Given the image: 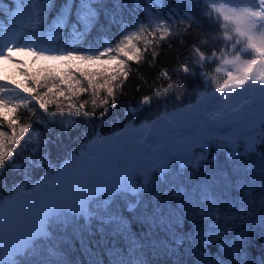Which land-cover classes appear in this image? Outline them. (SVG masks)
Wrapping results in <instances>:
<instances>
[{"label": "snow or ice", "instance_id": "6c2138e0", "mask_svg": "<svg viewBox=\"0 0 264 264\" xmlns=\"http://www.w3.org/2000/svg\"><path fill=\"white\" fill-rule=\"evenodd\" d=\"M133 2L139 9L141 0ZM110 3L60 0L57 9L56 0H15L9 20L0 22V176L6 167H21L15 158L29 145L47 144L30 122L37 116L36 106L47 117L37 120L46 131L57 116L68 131L79 121L66 116L103 120L118 94H125L131 64L154 66L160 41L172 35L171 16L166 19L159 11L164 0H144L142 16L130 23L122 15L126 0ZM189 3L202 6L217 34L206 32L192 48L191 64L181 61L178 71L202 78L205 91L194 104L171 112L165 108L139 127L127 124L109 136L93 131L62 166L50 164L39 183L14 184L6 199L0 197V264H69L60 243H53V228L66 231L77 217L86 221L85 227L93 219L109 226L128 250L147 248L156 257L137 256L129 264H264V250L259 260L252 256L255 240L264 244V0H177L169 11ZM113 26H119L118 35L77 46L85 45L93 30ZM183 31L188 34V28ZM21 54L31 57V63L15 58ZM3 62L13 65L14 72ZM209 66L212 71H205ZM136 75L142 78L138 71ZM143 83L152 94L141 105L170 94L180 100L183 94V79L174 80L167 71L151 85L146 79ZM85 95L90 99L81 100ZM212 145L255 162L231 191L214 170L200 172H208ZM233 162L239 169L240 161ZM178 181V188L169 187L166 202L163 192L157 195L152 187ZM105 197V209L94 217V206ZM118 197L126 200L131 216L111 210ZM136 225L139 231L133 230ZM79 240L91 254L82 235Z\"/></svg>", "mask_w": 264, "mask_h": 264}, {"label": "trees", "instance_id": "16d2710c", "mask_svg": "<svg viewBox=\"0 0 264 264\" xmlns=\"http://www.w3.org/2000/svg\"><path fill=\"white\" fill-rule=\"evenodd\" d=\"M127 6L123 8V19L126 23L133 22L142 16L144 8V0H141L140 8L134 7L133 0H126ZM60 0H56V8L58 9ZM177 0H164V6L161 11L164 18L171 16L170 24L172 28V35L167 39L160 41L161 47L158 49L159 55L156 58L153 67H149L147 62L141 63L139 66L131 64L132 73H130L129 79L124 86V95L118 94L117 103L115 106L109 105L107 115L100 120L97 117H90L89 120L81 116L65 117L70 119H78L79 123L70 131L62 128L59 121L61 117H55V123H51L45 130L44 127L37 123V120L47 119L45 114L37 107V116L30 122L33 124L35 131L40 132L47 139L46 145H29L28 151H25L21 156L15 158L16 163L21 165L17 169L12 167H6L2 176H0V197L7 198L9 192L13 190L14 184H31L35 185L47 174L49 165L56 168L57 165L62 166L68 161L74 152H77L85 143H87L89 133L95 131L99 132L103 136L112 135L117 131H121L125 125L132 124L139 127L145 122H151L155 120L157 115L162 113L165 108L171 112L177 107H185L189 104H194L199 98V93L205 91V84L199 76L193 78L179 72L181 61H185L191 64L194 59L192 48L200 43V38L204 37L206 32H212L217 34V29L214 24L209 22L201 12V7H193L191 3L187 6L181 4L178 11L170 12L169 9L175 8ZM109 0L108 7H111ZM12 7L15 10V0H0V9L3 13L0 14V22H7L9 20V8ZM188 12L189 15L194 16L199 24L188 19L185 15ZM52 15H55V10ZM49 20L51 17L48 18ZM101 22L107 25V21L101 17ZM191 23V27L188 25ZM179 25V29L177 28ZM188 28V34H184V29ZM179 32V35L177 34ZM119 34V26H113L110 30L100 29L93 30L91 35L85 41V45H77L78 47L86 46L89 42H96L97 40H104L109 37ZM184 36V44L180 43V37ZM151 40V37H149ZM169 45H172L170 48ZM155 47L153 41L152 46L149 48V53L152 48ZM217 49L220 47L216 45ZM202 50L205 48L202 46ZM147 59H151L150 55L146 54ZM39 67V66H38ZM137 71L142 74V78L136 75ZM162 71H167L173 79H183L182 85V97L180 100L175 98L176 94H170L167 99L152 100L149 105H141L140 101L145 95H151L152 91L149 87L144 86V79L151 85L156 76ZM205 71H212V67L209 66ZM137 86H140V91H136ZM186 88V91L184 90ZM209 91L211 89H208ZM119 93V90H118ZM23 95V93H21ZM90 99L85 95L81 97V100ZM33 106L34 102H33ZM51 111V109H50ZM22 115L27 116V112L22 110ZM240 153L243 152V148H239ZM240 161V167L238 169L237 164L233 161ZM31 161V163L29 162ZM255 166L254 161H249L247 157L241 158L240 156H233L229 147H223L219 145H212L207 150V161L205 167L208 172H205L204 168L200 169L201 174L207 175L208 173L215 171L217 175L229 182L228 187L231 191L233 185H238L244 182L245 171ZM177 170L179 165L177 164ZM189 175L191 173H188ZM186 182V181H185ZM165 185L163 183H154L152 187L156 190V194L160 195L161 191L165 197V202L169 196V187H177L179 185ZM173 198L174 193H173ZM101 200V204L95 205L93 210V216L95 217L97 212L102 211L106 207V201ZM129 202H135L133 199L128 198ZM147 200V198H146ZM126 200L122 198H116L114 204H112V211L123 212L126 216L132 214L127 212L125 208ZM153 204L156 201H152ZM145 205H141V210ZM222 223V221H221ZM86 221L79 217L71 223L66 231H61L57 228H53L57 232V238H54L53 243H60V247L63 249L64 258L69 264H92V262H99V264H120L121 261L124 264H129V261H134L137 256L144 259L155 260L156 257L145 248L144 251L128 250L125 241L116 238V233L111 230L107 225L101 227L95 219L89 227H85ZM139 231V225H136L133 229ZM103 234V235H102ZM83 236L85 245L92 250L91 254L83 247L79 236ZM65 237L63 242L59 241V237ZM123 245V246H122ZM262 250H264V244L258 239L255 240L252 248L253 258L259 260ZM25 259V258H22Z\"/></svg>", "mask_w": 264, "mask_h": 264}, {"label": "rangeland", "instance_id": "374dc122", "mask_svg": "<svg viewBox=\"0 0 264 264\" xmlns=\"http://www.w3.org/2000/svg\"><path fill=\"white\" fill-rule=\"evenodd\" d=\"M15 58L18 59V60H24L26 63H31V59H32L31 57H26V56H23L22 54L19 55V56H16ZM3 66L6 67V68L9 70V73H10V74H11L12 72H14V66H13V65L8 64L7 62H3ZM38 66H40L39 63H37L36 67H38ZM16 78H17V79H22V77H20V76H18V75H17ZM108 136H109V135H108ZM196 151L199 152L200 150L197 149ZM106 198H107V197H105L102 201L105 202V199H106ZM99 204H101V202H100ZM99 204H98V205H99Z\"/></svg>", "mask_w": 264, "mask_h": 264}]
</instances>
